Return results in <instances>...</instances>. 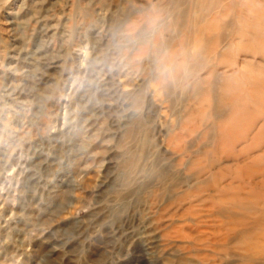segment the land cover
<instances>
[{"label":"rangeland","instance_id":"1","mask_svg":"<svg viewBox=\"0 0 264 264\" xmlns=\"http://www.w3.org/2000/svg\"><path fill=\"white\" fill-rule=\"evenodd\" d=\"M0 264H264V0H0Z\"/></svg>","mask_w":264,"mask_h":264},{"label":"bare ground","instance_id":"2","mask_svg":"<svg viewBox=\"0 0 264 264\" xmlns=\"http://www.w3.org/2000/svg\"><path fill=\"white\" fill-rule=\"evenodd\" d=\"M209 10V9H208Z\"/></svg>","mask_w":264,"mask_h":264}]
</instances>
